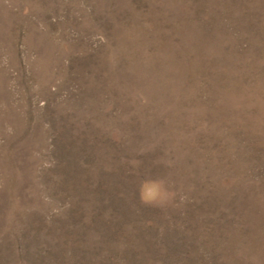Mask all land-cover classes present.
Wrapping results in <instances>:
<instances>
[{"label": "rangeland", "instance_id": "rangeland-1", "mask_svg": "<svg viewBox=\"0 0 264 264\" xmlns=\"http://www.w3.org/2000/svg\"><path fill=\"white\" fill-rule=\"evenodd\" d=\"M0 264H264V0H0Z\"/></svg>", "mask_w": 264, "mask_h": 264}]
</instances>
